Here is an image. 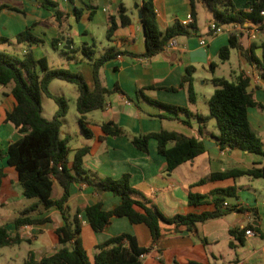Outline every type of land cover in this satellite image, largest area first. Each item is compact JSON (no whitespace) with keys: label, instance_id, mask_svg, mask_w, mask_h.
<instances>
[{"label":"crops","instance_id":"crops-1","mask_svg":"<svg viewBox=\"0 0 264 264\" xmlns=\"http://www.w3.org/2000/svg\"><path fill=\"white\" fill-rule=\"evenodd\" d=\"M144 0H51L55 7L47 5L44 0H0L1 6L17 8L23 14L3 8L0 11V37L9 40L8 45L18 33L30 28L31 32L49 42L59 35V29L52 20L53 13L60 10L69 14L68 23L70 31H65L59 47L65 46L68 40L71 44L69 50L75 60L67 63L68 69L73 65L86 67L90 76V89H93L92 67L85 61L78 51L82 45H97L98 39L103 40V51H96L101 55L111 47L131 53L123 55L108 62L101 69L103 84L108 89L115 86L119 91L110 94L105 108L100 116H88V127L93 131L94 137L81 141L76 149L88 146L90 153L84 157L85 169L97 178L110 177L118 179L124 174L131 176L132 187L141 192L145 198L156 207L165 217L185 215L190 211L188 192L201 194L203 206L209 208L214 196L210 193L216 189L229 187L237 188V198L229 199L225 205H235L245 212H233L221 218L198 223L196 231L178 228L175 225H162V235L157 244L151 243L148 228L142 224L132 225L126 217L114 218L111 224L102 232H94L86 220L79 215L81 223L80 240L83 249L93 258L96 246L108 239L123 233L136 237L142 247H151L150 251L141 258L142 264H264V178L253 179L247 176L223 181L208 182L202 186L191 185L213 172H222L230 169H249L264 159L256 154L240 149L226 148L221 150L216 143L215 136L219 134L214 120L205 125H199L182 113L172 114L161 107H155L141 99L137 92L143 90L145 96L161 103L182 106L192 113L208 115V100L213 94L210 87L214 77L237 81L239 77L249 81L248 92L255 101V106L248 109V119L264 147V30H261L255 39L250 37L249 31L253 26L246 23L244 28H236L240 32L239 42L242 50L231 49L227 71H221L219 52L228 45L229 32L213 34L209 29L212 16L201 4H197L198 30L190 36L176 38L177 47L165 50L152 57L143 56L146 51L145 39L139 11ZM157 15L159 29L163 32L176 21L182 22L191 14L189 0H152ZM238 9H248L252 0H232ZM123 4L131 23L126 27L120 26L118 7ZM138 5V8L135 5ZM79 9L81 18L76 20L75 11ZM205 11V12H204ZM115 21L117 29L108 39L107 32ZM231 30V31H230ZM64 38V39H63ZM205 44L201 45L200 40ZM38 44V45H39ZM33 46L37 57H43L39 46ZM22 54L28 45H24ZM96 50V48H95ZM66 56V59L67 57ZM252 57L262 65L259 66ZM189 67H194L192 87L195 92V101H189L186 88L178 91H168L167 88H178ZM225 67V66H222ZM222 72V73H221ZM222 74V75H220ZM53 83V82H52ZM54 94V93H53ZM56 95V94H55ZM59 96V95H58ZM15 101L11 95V88L0 86V150L6 154L8 147L21 138L16 128L4 121L8 112L12 111ZM107 121H114L123 128L126 135L113 137L102 132L100 125ZM188 121L190 126L184 124ZM202 127V132H199ZM209 128H213L211 131ZM161 130L176 131L188 137H196L203 141L206 151L192 161L183 163L172 173L166 172V161L157 151L155 140L149 142L147 153L137 149L131 139ZM75 149V150H76ZM73 157L70 158L72 161ZM63 190L58 183H54L52 199L61 197ZM103 209L112 210L121 203L118 196L104 193L101 196ZM98 195L87 184H74L71 187V196L68 201L69 214L72 217L78 210L94 205ZM27 199L18 181L13 167L6 163V157L0 158V221H5L9 233H20L24 240L12 246L21 247L28 244L26 258L33 252L37 259L53 254L60 246L57 243L55 229L63 225L61 213L57 209H50L38 218H50L51 222L22 227L17 230L13 221L19 213L35 203ZM253 226L254 236L243 233V243L240 244L230 233L231 230H244ZM231 242L234 247H231ZM19 258V254L17 255ZM25 258V259H26ZM24 259V260H25Z\"/></svg>","mask_w":264,"mask_h":264},{"label":"trees","instance_id":"trees-1","mask_svg":"<svg viewBox=\"0 0 264 264\" xmlns=\"http://www.w3.org/2000/svg\"><path fill=\"white\" fill-rule=\"evenodd\" d=\"M47 5L55 7L51 0H44ZM201 3L211 14V22L218 26H231L228 45L221 48L219 58L222 62L227 61L231 49L242 50L236 27L244 28L246 23L257 25L264 30V0H252L248 9H238L232 0H189L193 22L185 26L176 21L165 31L159 29L157 15L152 0H144L141 12V24L143 27L146 51L143 56L152 57L163 52L168 43L180 36H190L198 30L197 4ZM14 12L23 14L22 10L8 6H1ZM76 20L81 18L79 9L75 11ZM69 14L56 10L52 20L59 29V35L52 40V47L61 50L63 55L73 53L59 47L65 31H70L68 23ZM120 26L126 27L131 23L123 4L118 7ZM109 27L107 38L110 39L117 24L113 20ZM19 45H28L20 57L0 51V86L11 88V95L15 101L12 111L8 112L4 121L12 124L21 138L12 143L3 154L0 150V158L6 157V163L13 167L17 173L18 181L27 199L36 202L23 209L13 225L19 230L22 227L42 225L51 222L50 218H38L50 209L60 211L63 225L55 229L57 243L60 246L53 254L37 259L33 252H29L22 264H142L141 256L147 254L151 247H142L135 236L123 233L114 236L96 246V253L91 258L83 249L80 234L81 221L79 215L86 220L91 229L96 232L104 231L114 218L126 217L132 225L142 224L150 232L151 243L157 244L162 235V225H175L189 231H196L198 223L207 222L224 217L233 212H245L247 209L235 205H225L229 199L237 198L236 187L213 190L210 195L214 196L213 203L209 208L201 209L204 197L191 190L188 192V204L190 211L185 215H176L172 218L165 217L158 209L151 205L145 196L134 189L130 183L131 176L124 174L118 179L110 177L97 178L84 167V157L90 153V147L85 146L74 151L73 159H69L72 139L71 135L61 136L62 121L68 112V103L64 96H58L50 91V84L55 80L64 81L75 85L77 91L76 110L79 115L78 124L86 139L94 137L93 131L88 127L86 115L95 111H102L110 94L119 91L115 86L108 89L102 81L101 69L104 66L123 55H133L111 47L101 55H96V45H82L78 50L90 61L92 67L93 89H90L84 76L77 72L73 73L66 68L50 67L45 57H37L33 52V46L42 43L28 28L15 37ZM9 40L0 37V44L8 43ZM68 60H75L68 56ZM262 67L254 57L251 58ZM195 68L189 67L178 88H167L168 91L176 92L186 88L189 101H195V92L192 82ZM264 80V72L262 73ZM214 92L208 100V115L192 113L188 108L174 106L152 100L145 96L143 90L137 95L155 107H161L172 114L182 113L195 119L203 126L210 120H214L219 134L215 136L217 145L221 150L226 148L240 149L261 156L264 159V147L248 119V109L255 106V101L247 88L249 81L239 77L237 81H229L225 78L214 77L211 80ZM42 95L52 99L58 106L54 117L47 120L43 116L41 105ZM184 124L190 126L188 121ZM106 135L119 137L126 135L121 126L114 121H107L100 125ZM202 132V127H199ZM155 140L158 153L165 158L166 172L172 173L183 163L192 161L206 151L202 140L196 137H188L176 131L161 130L134 136L131 143L142 152L149 151V142ZM247 176L253 179L264 178V164L260 163L249 169H230L222 172H213L200 179L194 186H202L208 182L236 179ZM58 183L63 193L59 199H52L54 183ZM87 184L98 195V201L91 206L78 210L72 217L69 214L68 201L71 196V187L74 184ZM110 193L118 196L121 203L112 210L103 209L102 194ZM254 230L253 226H247L244 230H231L230 233L240 244L243 243V233ZM20 233H9L5 226H0V247H12L22 243ZM231 247L234 244L231 242ZM195 264V263H190Z\"/></svg>","mask_w":264,"mask_h":264},{"label":"rangeland","instance_id":"rangeland-1","mask_svg":"<svg viewBox=\"0 0 264 264\" xmlns=\"http://www.w3.org/2000/svg\"><path fill=\"white\" fill-rule=\"evenodd\" d=\"M102 42L103 40L101 41L100 39H98L96 45V51H100V52L103 51L104 44H106V41L103 44ZM38 46H39L38 53L40 54L37 55H42L43 57H45L50 67L60 68L59 66L62 65L63 67H67L69 63H72L71 60L66 59V55H63L61 53V50H55L49 42L39 44ZM23 48H25V46L17 44L15 40L13 41V45H8L5 43L0 44V51L7 52L9 54L18 55L20 57L23 55L22 54ZM85 61L90 63V61L87 58H85ZM225 63L226 62H222L220 65V67L222 68L221 69L222 72L227 71L228 67L227 65H225ZM79 65L80 64L73 65L74 67L71 66V70L70 67L68 69L73 73H77V72L81 73L90 83V76L87 71L88 69H86V67L84 68ZM209 86L213 87V84L210 83ZM50 91L56 95L64 96L68 103V112L66 116L61 119L62 121L61 136L64 137L65 135L68 134L72 136V139L68 144L70 148L69 151L70 153L69 159H70L73 157L75 149L79 147V145H81V141L87 140L84 137L81 128L78 124L79 115L76 110V98H77L76 87L71 83L55 80L53 81V83L50 84ZM213 91H214V87H213ZM41 105L43 110V116L47 120L52 119L58 110V106L56 105V103L52 99H49L45 95H42ZM101 114H102L101 111H95L90 113L88 116L98 117ZM209 129L211 131H214L213 128H209ZM5 221L7 220L0 221V225H5L6 224ZM27 249H28L27 243L23 244L21 247H0V264H22L24 262V259L26 258ZM18 254H19V258H17Z\"/></svg>","mask_w":264,"mask_h":264},{"label":"built area","instance_id":"built-area-1","mask_svg":"<svg viewBox=\"0 0 264 264\" xmlns=\"http://www.w3.org/2000/svg\"><path fill=\"white\" fill-rule=\"evenodd\" d=\"M261 15L264 17V10L261 12ZM193 22V17L191 16V14L189 16H187V18L185 20H183L181 23L185 26L190 25ZM225 27L229 28L231 26H218L217 24H215L214 22L211 23L209 25V29L212 31L213 34H218V33H223L226 32ZM236 28H241V27H236ZM231 31V30H230ZM261 29L259 26L254 25L252 30L249 31L250 37L252 39H255L257 37V35L260 33ZM230 33V32H229ZM200 44L204 45L205 41L204 39L200 40ZM177 47V43H176V39L171 40L168 45L165 47V50H171V49H175ZM83 224V222H81ZM247 236H254V232L252 230H247L246 232ZM144 256V255H143ZM141 256V258L143 257ZM236 264H242V262L236 263Z\"/></svg>","mask_w":264,"mask_h":264},{"label":"water","instance_id":"water-1","mask_svg":"<svg viewBox=\"0 0 264 264\" xmlns=\"http://www.w3.org/2000/svg\"><path fill=\"white\" fill-rule=\"evenodd\" d=\"M136 8H138V5L136 4L135 5ZM139 19L141 20L142 19V12L139 11ZM143 28V27H142ZM64 39V38H63ZM71 48V44L68 40L65 41V46H64V50H69Z\"/></svg>","mask_w":264,"mask_h":264}]
</instances>
